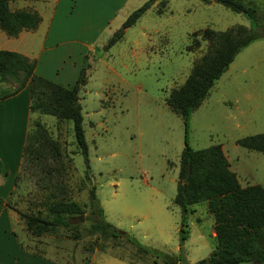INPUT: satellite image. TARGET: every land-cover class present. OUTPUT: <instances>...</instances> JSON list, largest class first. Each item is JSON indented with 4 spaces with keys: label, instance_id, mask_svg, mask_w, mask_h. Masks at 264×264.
I'll list each match as a JSON object with an SVG mask.
<instances>
[{
    "label": "rangeland",
    "instance_id": "374dc122",
    "mask_svg": "<svg viewBox=\"0 0 264 264\" xmlns=\"http://www.w3.org/2000/svg\"><path fill=\"white\" fill-rule=\"evenodd\" d=\"M146 1L12 0L10 10L36 11L43 24L36 34L23 33L22 46L0 30L1 49L30 48L37 75L59 85L72 86L84 63L89 64L86 84L78 91L88 167L71 121L30 112L33 148L23 156L5 201L15 218L10 233L23 247L55 263L164 264L125 236L100 227L104 218L90 198L92 187L105 221L141 244L177 254L182 218L173 199L186 145L202 149L219 144L242 186H264V153L237 144L264 132V37L259 32L264 30V0H241L255 17L259 37L235 56L186 123L169 109L166 98L205 52L202 30L249 28L250 21L211 0H155L120 40L105 49L114 32ZM2 86L11 93L17 82ZM19 100L0 103V136L4 125L9 133L21 123ZM35 123L42 129L36 130ZM39 131L49 142H43ZM50 142L58 148L54 156ZM0 151L5 161H14L11 146L0 141ZM60 199L77 202L83 213L71 219L70 226L31 234L23 214L50 219L48 206ZM192 207L183 254L195 264L214 248L213 216L205 202ZM6 259L1 256L0 264H8Z\"/></svg>",
    "mask_w": 264,
    "mask_h": 264
},
{
    "label": "trees",
    "instance_id": "16d2710c",
    "mask_svg": "<svg viewBox=\"0 0 264 264\" xmlns=\"http://www.w3.org/2000/svg\"><path fill=\"white\" fill-rule=\"evenodd\" d=\"M9 0H0V29L9 37H16L20 31H34L42 18L33 10H10ZM208 3L210 0H202ZM212 1V0H211ZM233 12L243 14L250 21L247 28L243 25L229 27L223 31L210 28L202 30V40L207 42L205 52L196 60L184 83L173 88L166 104L176 115L187 122L189 114L200 106L208 95L215 81L228 69L235 56L248 44L259 37L258 26L252 11L241 0H213ZM155 0H147L135 9L114 32L105 49L120 40L124 30L133 24L148 10ZM86 61L79 71L77 80L71 87L54 83L35 74V61L25 55L0 49V82H17L11 94L28 84L29 111L51 115L59 120L72 122L74 137L88 167L87 144L82 127V113L78 91L86 84ZM36 130L42 129L35 123ZM43 142L44 134L39 131ZM32 135L27 134L24 156L32 151ZM51 143V142H50ZM237 144L253 151L264 153V132L243 137ZM54 146V148L52 147ZM52 156L57 153V146ZM90 198L98 207L102 229H110L114 236H125L128 241L162 259L164 264L186 263L183 254V242L187 237L186 219L191 213V206L205 202L207 211L214 218L216 243L207 258L195 264H221L239 260H253L264 264V186L259 184L241 186L236 174L230 169L229 162L219 144L202 149L185 146L180 155L179 173L174 203L181 209V228L179 230V252L171 256L149 246L105 221L103 209L95 195L94 187ZM51 218L39 215L23 214L28 231L40 236L52 231L57 226H70L71 219L83 213L80 204L69 199L51 202L48 206Z\"/></svg>",
    "mask_w": 264,
    "mask_h": 264
},
{
    "label": "crops",
    "instance_id": "0c3cea01",
    "mask_svg": "<svg viewBox=\"0 0 264 264\" xmlns=\"http://www.w3.org/2000/svg\"><path fill=\"white\" fill-rule=\"evenodd\" d=\"M11 1L12 0L8 1L9 7H10ZM14 1H17V0H14ZM20 1H23V0H20ZM18 9H22V8H18ZM41 18H42V20H41V22H40V24L36 30H34V31L22 30V31H20V33L16 37H10V38L18 41L17 46H22L23 33L31 32L32 34H36L37 31H39L41 25L43 24V17L41 16ZM219 31H223V30H219ZM46 33H47V31H45V34ZM45 34H44V36H45V41H46V35ZM0 37H1V35H0ZM7 37H9V36H7ZM45 41L42 43L41 50L44 47ZM40 45H41V43H40ZM5 50H8V49H5ZM28 50H29L28 52L24 51V50H18V49L15 51L25 55L30 60L35 61L36 59L33 57L32 53L30 52L31 49L29 48ZM12 51H14V50H12ZM35 73L37 74L36 65H35ZM40 75L42 77L48 78L44 74H40ZM0 84H1L0 85V103H2L3 105L6 103L8 104L9 102H13V103L18 102L19 103L20 102L19 99L22 98V104L20 103V110H21V121L20 122L21 123L18 125H15V126L11 125L12 127L10 128L9 133H7L5 131V125H4L3 131L1 132V136H0L1 143H4V145L11 146L13 148V152L15 155V156H13L14 161L11 159H8V162H7V161H5L4 156L1 155L2 152L0 151V257L1 256L6 257L7 258L6 262L8 264H58V263H55L51 260H48L47 258L43 257L40 254L32 253L29 249H27L21 245V241H19V239L16 238L14 234L12 235L10 233V232L13 233V231H12L13 222H11V220L13 221L15 218H14L12 212L10 211V209H8L6 207L5 201L10 196V193L15 186L16 176L18 175V173L20 171V167H21V164L23 161L24 148L26 145V139H27V134H28V129H29L28 122H29V115H30V111H29L30 97H29L28 84H26V86H24L21 90L17 91L14 94H11L13 91H11V93H5L6 91L4 90V88L2 86L5 83L0 82ZM65 87H71V86H65ZM175 88H177V87H175ZM12 90H14L13 87H12ZM22 111L24 113V120L22 118ZM3 135H5V136H3ZM226 158L229 162V159L227 156H226ZM229 165H230V169L235 173V171L231 167L230 162H229ZM173 201H174V199H173ZM192 206H191L192 211H191V213L188 214V216L193 214L195 211V209ZM205 209L207 211V206L205 207ZM103 213H104V210H103ZM188 216H187V218H188ZM104 217H105V214H104ZM197 221L201 225L200 219H197ZM187 227H188V224H187ZM116 228H118V227H116ZM118 229H120V228H118ZM187 231H188V233H187L186 239L189 236L188 228H187ZM210 237L213 239V245L215 246L216 234L214 231V218H213V224H211V226H210ZM185 240H184V242H185ZM184 242H183V246H184ZM142 245H144V244H142ZM144 246H147V245H144ZM154 249H156V248H154ZM156 250H158V249H156ZM159 251H161V250H159ZM161 252H164V251H161ZM178 252H179V248H178ZM164 253H167V252H164ZM167 254H169L171 256H176L178 253L177 254L167 253ZM184 258H185L187 264H191L186 259L185 251H184ZM119 260H122V259H119ZM129 264H131V263H129Z\"/></svg>",
    "mask_w": 264,
    "mask_h": 264
},
{
    "label": "water",
    "instance_id": "95a60500",
    "mask_svg": "<svg viewBox=\"0 0 264 264\" xmlns=\"http://www.w3.org/2000/svg\"><path fill=\"white\" fill-rule=\"evenodd\" d=\"M259 32L264 37V30H259ZM221 264H258V263L253 260H239V261H231V262H222Z\"/></svg>",
    "mask_w": 264,
    "mask_h": 264
}]
</instances>
